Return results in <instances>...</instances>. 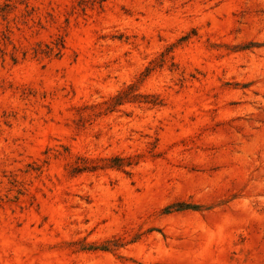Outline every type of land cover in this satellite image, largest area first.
Returning a JSON list of instances; mask_svg holds the SVG:
<instances>
[{
    "label": "rangeland",
    "instance_id": "1",
    "mask_svg": "<svg viewBox=\"0 0 264 264\" xmlns=\"http://www.w3.org/2000/svg\"><path fill=\"white\" fill-rule=\"evenodd\" d=\"M0 264H264V0H0Z\"/></svg>",
    "mask_w": 264,
    "mask_h": 264
},
{
    "label": "trees",
    "instance_id": "2",
    "mask_svg": "<svg viewBox=\"0 0 264 264\" xmlns=\"http://www.w3.org/2000/svg\"><path fill=\"white\" fill-rule=\"evenodd\" d=\"M48 49H49V51H48L49 53L54 51V48H52V47H49L48 46ZM124 94H126V91L120 92L117 96H115L114 98H112V100L113 101L121 100L123 98ZM151 103H154L155 104L156 102H151ZM115 161H117L118 163H122V162H124V159L117 157V158H115Z\"/></svg>",
    "mask_w": 264,
    "mask_h": 264
}]
</instances>
